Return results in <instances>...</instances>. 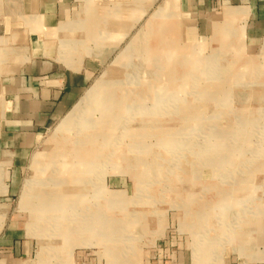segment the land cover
I'll return each mask as SVG.
<instances>
[{
    "label": "rangeland",
    "instance_id": "1",
    "mask_svg": "<svg viewBox=\"0 0 264 264\" xmlns=\"http://www.w3.org/2000/svg\"><path fill=\"white\" fill-rule=\"evenodd\" d=\"M153 14L39 137L18 195L0 196V235L15 221L29 244L12 258L0 247V264H153L166 261L169 241L223 264L264 248L263 45L224 39L206 56L182 45L171 13ZM5 37L0 84L22 63L23 47ZM109 227L132 241L113 247Z\"/></svg>",
    "mask_w": 264,
    "mask_h": 264
},
{
    "label": "crops",
    "instance_id": "2",
    "mask_svg": "<svg viewBox=\"0 0 264 264\" xmlns=\"http://www.w3.org/2000/svg\"><path fill=\"white\" fill-rule=\"evenodd\" d=\"M170 1L0 0V32L23 47L21 65L9 70L0 84L1 197L9 201L18 195L39 137L73 110L96 74L153 13H171L182 45H197L206 56L217 41V28L227 24L228 11L237 13L232 42L242 39L243 47L253 49L263 45L264 0H176L175 9L169 8ZM20 233L17 222L10 221L0 235V247L10 257L28 248L26 238L17 237ZM177 247L167 242L166 261L153 264H194L188 247L181 252ZM247 252L255 258L231 254L223 264H264L263 247Z\"/></svg>",
    "mask_w": 264,
    "mask_h": 264
},
{
    "label": "bare ground",
    "instance_id": "3",
    "mask_svg": "<svg viewBox=\"0 0 264 264\" xmlns=\"http://www.w3.org/2000/svg\"><path fill=\"white\" fill-rule=\"evenodd\" d=\"M176 3V0H171L170 2H169V8H172V9H175V7L172 5V4H175ZM168 8V9H169ZM227 16H228V20H227V24H225V25H223L222 27L221 26H219V28H217V41H215V45H216V48H217V44H219V45H221V46H223L224 45V43L223 42H225V40L224 39H226V41H231V37H232V34H234L235 33V28H234V21H235V19H236V15H237V13L236 12H234V11H228L227 12ZM161 23L162 22H159V25H161ZM241 41V40H240ZM140 42V41H139ZM143 42H145V40L143 41ZM228 43V42H227ZM238 43V42H237ZM226 44V43H225ZM240 43H238V45H239ZM237 45V46H238ZM239 47H241V48H239V50H242L243 49V46L241 45V46H239ZM174 49V48H173ZM191 51V50H190ZM174 53V52H173ZM262 53H264V43H263V50H262ZM217 54V53H216ZM155 57V56H154ZM171 58V57H170ZM239 58H241V56H239ZM172 59V58H171ZM173 62V61H172ZM228 64V63H227ZM208 65V64H207ZM165 66V65H164ZM166 67V66H165ZM224 67H226L225 65H224ZM160 68H161V66H160ZM163 68V67H162ZM162 70H164V69H162ZM174 73V72H173ZM173 73H170V76H169V78H168V80H170V78H171V76H173L174 74ZM213 78V77H212ZM180 79V78H179ZM226 89V88H225ZM155 90V89H154ZM146 91V90H145ZM167 92V91H166ZM139 93V92H138ZM165 94V93H164ZM136 95V94H135ZM165 95H167V94H165ZM97 96V95H96ZM128 96V95H127ZM160 96V95H159ZM164 97V96H163ZM97 98V97H96ZM114 98V97H113ZM87 100V99H86ZM90 98L87 100L89 103H90ZM86 101V102H87ZM83 103H84V100L82 101ZM81 102V103H82ZM183 102V101H182ZM83 103L81 104V105H83ZM158 103V102H157ZM182 104H184V103H182ZM80 105V106H81ZM101 105V104H100ZM86 106H90V104L89 105H87L86 104ZM101 106H103V105H101ZM125 106H126V108H127V104H125ZM80 108V107H79ZM84 109V106L82 107V109H81V111ZM130 110V108L128 107L127 109H126V111H125V114H126V112L128 113V111ZM78 112L80 113V110H78ZM83 113V112H82ZM81 113V114H82ZM149 115V114H148ZM156 115V114H155ZM125 116V115H124ZM152 116V115H151ZM120 132V131H119ZM118 132V133H119ZM84 184H82L81 186H83ZM32 185H30L28 188H26V191H24V196H27V198H29V194H30V192H31V190H33L32 189V187H31ZM80 189H78V187H76V188H71V189H67V191H68V193H69V197H70V200H71V198L73 197V198H76L77 197V193H78V191H79ZM24 196H22V197H24ZM59 196H62V195H59ZM24 199V198H22V201H23V204L25 205H27L28 203H30L29 201H28V199ZM52 200V199H51ZM103 216H101V218H102ZM104 220V219H103ZM112 223H113V220L111 221ZM110 223V222H109ZM115 224V223H114ZM118 226V225H117ZM102 227H104L105 228V225H104V222H102ZM101 227V228H102ZM113 227H115V226H113ZM119 227V226H118ZM128 228V227H127ZM201 228V227H200ZM96 229H99V226H97V228ZM113 228H111V230H110V227L108 228V230H107V237H106V240L107 239H109V242L111 241V239H112V245H113V247H115L116 245L114 244L115 242H123L124 243V240H125V243L124 244H129L132 240V237L130 238V235H129V233L128 232H126L125 233V230L123 229L122 231L124 232H122L121 231V237H120V235L119 236H117L116 235V232L114 231V229L112 230ZM114 231V232H113ZM128 231V230H127ZM222 231V230H221ZM228 231V230H227ZM117 232H119V230L117 231ZM205 232V231H204ZM226 234V233H225ZM224 233L222 234V235H225ZM100 235H103V237L102 238H105L104 236V234L101 232V234ZM128 236V237H127ZM219 239V238H218ZM102 240V239H101ZM123 240V241H122ZM203 240H205L204 238H203ZM203 240H201L200 242H199V244H197L196 245V247H194V249H198V247H200L201 245H203V244H206V242H204ZM220 241H218L217 240V244L220 242V243H222V244H225V242H224V239H219ZM107 242V241H106ZM109 242H107V243H109ZM211 243V242H210ZM202 248H199L198 250H197V256L195 257V259H194V261H195V264H208V260H210V259H212V261L213 262H215V263H217V254L215 255H213V257L212 256H209V254H207V255H205V257H203L202 255H201V250ZM239 250V249H238ZM198 251L200 252V253H198ZM239 252H241L240 253V255H242V256H245V257H249V256H246L244 253H242V251H239ZM122 254V253H121ZM203 257V258H202ZM212 257V258H211ZM251 257L252 258H254V256L253 255H251ZM127 259V258H126ZM121 263H123V262H121Z\"/></svg>",
    "mask_w": 264,
    "mask_h": 264
}]
</instances>
